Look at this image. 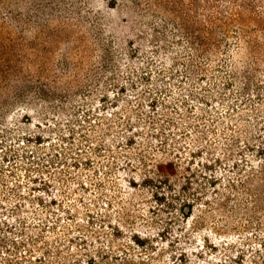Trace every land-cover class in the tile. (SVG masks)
Returning a JSON list of instances; mask_svg holds the SVG:
<instances>
[{
	"label": "rangeland",
	"instance_id": "obj_1",
	"mask_svg": "<svg viewBox=\"0 0 264 264\" xmlns=\"http://www.w3.org/2000/svg\"><path fill=\"white\" fill-rule=\"evenodd\" d=\"M157 1L0 0V264H264V0Z\"/></svg>",
	"mask_w": 264,
	"mask_h": 264
},
{
	"label": "trees",
	"instance_id": "obj_2",
	"mask_svg": "<svg viewBox=\"0 0 264 264\" xmlns=\"http://www.w3.org/2000/svg\"><path fill=\"white\" fill-rule=\"evenodd\" d=\"M130 1L139 8V0ZM257 1L159 0L157 2L165 6L167 10L173 12L175 15L177 21L174 20L172 23V26L175 27L173 33L186 38L188 42L192 43L190 48L207 54L211 52L212 45L219 43L215 39V34L213 33L214 28L223 29V25L236 22L242 25V31H248L245 28L248 20V15L245 16V12H250L251 15L249 16L252 17V20L256 21L258 19L257 12L255 11ZM135 11L137 14L141 13L139 9ZM165 21L169 23L167 20Z\"/></svg>",
	"mask_w": 264,
	"mask_h": 264
}]
</instances>
